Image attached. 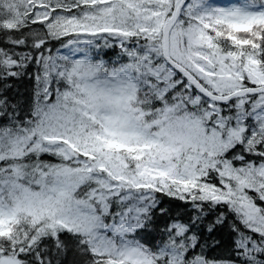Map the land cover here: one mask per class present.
I'll return each mask as SVG.
<instances>
[{
  "label": "snow or ice",
  "instance_id": "6c2138e0",
  "mask_svg": "<svg viewBox=\"0 0 264 264\" xmlns=\"http://www.w3.org/2000/svg\"><path fill=\"white\" fill-rule=\"evenodd\" d=\"M0 264H264V0H0Z\"/></svg>",
  "mask_w": 264,
  "mask_h": 264
}]
</instances>
